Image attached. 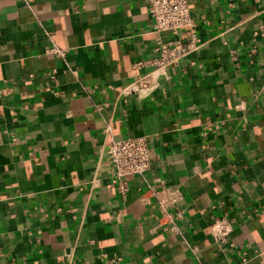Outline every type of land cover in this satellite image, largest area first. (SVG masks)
<instances>
[{
    "label": "crops",
    "instance_id": "0c3cea01",
    "mask_svg": "<svg viewBox=\"0 0 264 264\" xmlns=\"http://www.w3.org/2000/svg\"><path fill=\"white\" fill-rule=\"evenodd\" d=\"M189 7L195 47L136 96L131 64L155 55L146 0H0V264H264V0ZM128 136L151 167L121 195L105 149ZM150 186L181 193L174 229Z\"/></svg>",
    "mask_w": 264,
    "mask_h": 264
},
{
    "label": "built area",
    "instance_id": "2783aa9c",
    "mask_svg": "<svg viewBox=\"0 0 264 264\" xmlns=\"http://www.w3.org/2000/svg\"><path fill=\"white\" fill-rule=\"evenodd\" d=\"M146 4L153 20L155 55L132 62L131 68L135 75L134 79L123 88L122 93L125 95L144 96L157 88L160 85V79L166 76L167 68L185 56L197 42V25L189 7V0H146ZM183 29L188 30L189 39L187 41L178 37ZM164 33L170 34L173 38L164 41L162 39ZM257 34L264 35V29ZM45 52L63 61L67 55V49L56 44L48 46ZM55 74V69H52L48 73V78L54 80ZM45 90L50 89L48 87ZM258 95L264 102V85L260 87ZM105 152L112 167L111 183L117 187L121 195H125L128 190L127 177L129 175L143 176L151 167L147 140L142 136L110 139ZM148 192L156 197V204L161 210V220L171 223V228L174 229L175 219L181 218L183 211L178 209L170 212L169 207L181 200V193L178 190L164 188L157 190L153 186L149 187ZM231 231L232 223L226 211L214 216L208 225L210 237L219 249L226 243Z\"/></svg>",
    "mask_w": 264,
    "mask_h": 264
}]
</instances>
